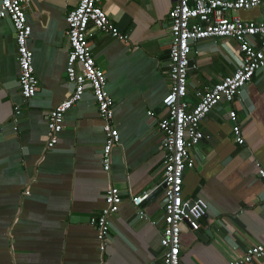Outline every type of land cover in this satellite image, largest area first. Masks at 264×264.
Segmentation results:
<instances>
[{"label": "crops", "instance_id": "obj_1", "mask_svg": "<svg viewBox=\"0 0 264 264\" xmlns=\"http://www.w3.org/2000/svg\"><path fill=\"white\" fill-rule=\"evenodd\" d=\"M77 2L30 0L24 7L39 83L29 101H23L18 86L14 30L0 19V264H161L163 150L157 124L170 87L169 16L175 0L99 2L128 38L122 42L94 29L89 40L120 136L108 173L101 162L103 121L90 91L64 115L59 142L46 150V115L73 89L65 75V17ZM236 15L263 21L259 9ZM191 48L186 99L194 104L195 92L232 74L241 54L238 44L225 38L201 40ZM230 111L237 115L243 145L232 137ZM200 129L203 139L190 150L194 167L184 172L183 197L201 199L208 212L199 221L202 236L182 226L180 264H231L248 247L264 244V181L258 176L264 168V73L232 104L214 107ZM109 186L119 188L122 203L101 250L90 219L104 208ZM142 192L150 195L136 207L130 198Z\"/></svg>", "mask_w": 264, "mask_h": 264}, {"label": "built area", "instance_id": "obj_2", "mask_svg": "<svg viewBox=\"0 0 264 264\" xmlns=\"http://www.w3.org/2000/svg\"><path fill=\"white\" fill-rule=\"evenodd\" d=\"M30 0H0V19L8 20L14 30L19 68L18 86L23 101L36 95L38 80L33 67V55L27 46L31 27L27 23L24 7ZM100 0H78L77 5L66 13V36L69 44L65 75L73 89L69 96L58 103L46 115V150H52L59 142L64 115L90 91L96 103L98 115L103 121L105 143L101 150V162L105 172L111 170V151L119 144L120 136L112 124L113 100L106 91V77L92 56L90 38L92 30H99L119 41H127L99 7ZM259 9L261 22L244 21L240 11ZM168 78L169 91L162 99L163 115L158 120L162 134L163 150V228L159 246L162 249L161 264H180V235L182 226L198 231L200 219L207 216L208 208L201 199L183 197V176L194 167L190 150L203 139L200 125L218 104H232L253 77L264 73V0H175L170 11ZM232 39L238 44L241 54L234 72L219 80L210 89L196 91L194 104L187 101L188 62L192 44L205 39ZM15 108L14 121L19 115ZM153 116L152 112H148ZM231 133L236 144L244 139L237 115L229 112ZM258 176L264 181V168H258ZM24 194L28 195L29 192ZM150 192L131 197L139 207ZM105 206L97 217L90 219L96 230L100 249L104 250L110 234V219L122 203L119 188L109 186ZM143 217L141 211L138 212ZM152 224H156L153 222ZM264 259V244L248 247L231 264H250Z\"/></svg>", "mask_w": 264, "mask_h": 264}, {"label": "water", "instance_id": "obj_3", "mask_svg": "<svg viewBox=\"0 0 264 264\" xmlns=\"http://www.w3.org/2000/svg\"><path fill=\"white\" fill-rule=\"evenodd\" d=\"M193 66H194V61L190 59L189 62H188V68H189V69H192ZM167 69H168V60H167ZM159 108H160V110H162V106H161V104H160ZM161 188H163V186H161ZM161 188H159V189H161ZM194 233H195V235L198 236V237H200V235H201V234L198 233V231H194ZM201 236H202V235H201Z\"/></svg>", "mask_w": 264, "mask_h": 264}]
</instances>
